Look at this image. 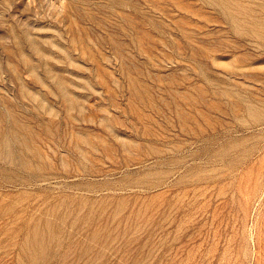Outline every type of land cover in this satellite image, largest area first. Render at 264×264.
Segmentation results:
<instances>
[{"label":"rangeland","instance_id":"374dc122","mask_svg":"<svg viewBox=\"0 0 264 264\" xmlns=\"http://www.w3.org/2000/svg\"><path fill=\"white\" fill-rule=\"evenodd\" d=\"M0 264H264V0H0Z\"/></svg>","mask_w":264,"mask_h":264}]
</instances>
